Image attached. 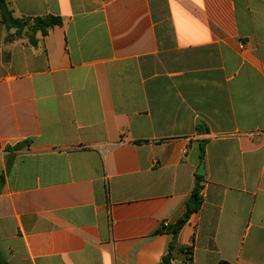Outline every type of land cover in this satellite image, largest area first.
<instances>
[{
    "label": "crops",
    "instance_id": "crops-1",
    "mask_svg": "<svg viewBox=\"0 0 264 264\" xmlns=\"http://www.w3.org/2000/svg\"><path fill=\"white\" fill-rule=\"evenodd\" d=\"M7 3L0 257L264 264V0Z\"/></svg>",
    "mask_w": 264,
    "mask_h": 264
},
{
    "label": "trees",
    "instance_id": "trees-1",
    "mask_svg": "<svg viewBox=\"0 0 264 264\" xmlns=\"http://www.w3.org/2000/svg\"><path fill=\"white\" fill-rule=\"evenodd\" d=\"M0 15H1L2 23L7 25V27L10 29H16L18 35H22V32L26 25H31V28L34 32H41L43 36L48 35L49 31L52 28L62 25L61 18L55 17V16L38 17L34 19H16L14 18L12 11L8 7L7 0H0ZM198 178L201 179L202 177L198 176ZM199 207H200V202L197 201L196 206H191L189 208L188 217L193 211H196ZM188 217L180 220L175 226H168L166 228H162L163 229L162 231L172 234L174 239H176L178 236V233L180 232V230L183 228V226L187 222ZM176 249H177L176 245H171L169 247L167 254H165V256L162 259L163 264H173V261L175 259ZM179 252L186 254V256L188 257V262L190 264H193L192 257H191L192 248L182 247V248H179ZM0 264H8V263L0 257ZM218 264H231V263L221 261Z\"/></svg>",
    "mask_w": 264,
    "mask_h": 264
},
{
    "label": "water",
    "instance_id": "water-1",
    "mask_svg": "<svg viewBox=\"0 0 264 264\" xmlns=\"http://www.w3.org/2000/svg\"><path fill=\"white\" fill-rule=\"evenodd\" d=\"M27 27H26V31H27ZM204 173H203V164L201 165V167H200V170H199V172H198V175H203ZM195 200H196V197L194 196L193 198H192V200H191V202H190V204L191 205H195ZM173 244H175V242L173 243Z\"/></svg>",
    "mask_w": 264,
    "mask_h": 264
},
{
    "label": "built area",
    "instance_id": "built-area-1",
    "mask_svg": "<svg viewBox=\"0 0 264 264\" xmlns=\"http://www.w3.org/2000/svg\"><path fill=\"white\" fill-rule=\"evenodd\" d=\"M169 226V223H167V222H165L164 224H163V228H166V227H168Z\"/></svg>",
    "mask_w": 264,
    "mask_h": 264
}]
</instances>
